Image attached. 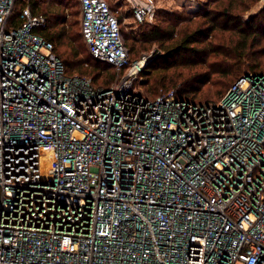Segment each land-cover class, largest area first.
<instances>
[{
	"label": "built area",
	"instance_id": "built-area-1",
	"mask_svg": "<svg viewBox=\"0 0 264 264\" xmlns=\"http://www.w3.org/2000/svg\"><path fill=\"white\" fill-rule=\"evenodd\" d=\"M17 1L0 0V264H264V74L217 103L148 99L152 59L130 62L107 0H79L90 54L118 72L95 87L30 0L10 28Z\"/></svg>",
	"mask_w": 264,
	"mask_h": 264
},
{
	"label": "trees",
	"instance_id": "trees-1",
	"mask_svg": "<svg viewBox=\"0 0 264 264\" xmlns=\"http://www.w3.org/2000/svg\"><path fill=\"white\" fill-rule=\"evenodd\" d=\"M73 1L30 0L33 14H43L49 19V27L37 32L54 44L69 77L79 74L82 78L91 77L95 87L108 89L117 78V69L92 57L82 35L81 18L79 22L72 23L66 14H59L53 15L56 17L54 19L44 8L47 2H51L58 9L67 8L70 15L78 17L81 13L79 0ZM257 1L207 0L200 3L197 12L164 10L161 16L163 21H160L157 20V11L156 19L140 23L138 31L133 29L134 25H130L133 35L123 36L129 58L133 61L139 59L154 44L159 46L161 52L139 74L135 90L151 100L158 98L162 92L176 90L180 99L217 103L247 72L264 74V12L249 20L244 19ZM109 6L122 22L125 15L120 16L119 6L116 9L110 3ZM24 7L22 1L16 2L10 28H17L23 23L21 14ZM57 25L61 26L59 30ZM79 25L80 29H76ZM121 31L123 35L122 28ZM59 48H62V52ZM128 69L124 68L122 73ZM140 79V88H147L146 92L136 86ZM207 86H212L208 95L211 93L215 97L202 98V90Z\"/></svg>",
	"mask_w": 264,
	"mask_h": 264
},
{
	"label": "rangeland",
	"instance_id": "rangeland-1",
	"mask_svg": "<svg viewBox=\"0 0 264 264\" xmlns=\"http://www.w3.org/2000/svg\"><path fill=\"white\" fill-rule=\"evenodd\" d=\"M68 1H72V0H68ZM75 2H76V0H74ZM73 1V3H75ZM109 1V3H110V5L113 7V8H117L118 7V5H119V7H118V10L120 9V7H122V11L123 12H121V10H119V13H120V16H122L123 15V13H126L127 11H131L132 10V15H130L131 17H133L134 18V20L136 21L135 22V25L134 24H129V23H133L132 21H130L129 20V18H127L128 16H126L125 14V16H124V19H123V21L121 22V28H122V30H123V36H124V38H125V36L127 35V34H132L133 32H131V30H132V27H130V25H134V27H133V29H135V31H138L139 30V25H140V23H138L137 22V19L135 18V15H134V6H133V4L130 2V0H126V1H128V3L130 4L129 6H131V9L129 8L128 10H126L123 6H124V2H126V1H123V0H108ZM119 1V2H118ZM141 2L143 1V2H146V3H148V0H140ZM154 1V12H155V15H154V18H153V20L154 19H156V13H157V11H158V14L160 15H158V17H157V20H160V21H163V18L161 17L162 16V14L164 13V10H168V11H173V10H177V9H179V10H181V9H185L187 12H197V11H199V9H200V6H201V4L200 3H206V1L207 0H153ZM44 8L45 9H47V11H49V16H52L51 18H56L55 16H53V15H63V16H65V14H66V16L68 17V20L70 21V22H79L80 21V15L77 17V16H73L72 14L70 15V11L67 9V8H60V9H58V7H57V5H53V4H51V2H47V4L44 6ZM76 11V10H75ZM159 12H161V13H159ZM264 12V4H262L261 2H260V0H258L257 1V4L249 11V12H247L246 13V15H245V17H244V19L245 20H249L250 18H252V17H254V16H256V15H259V14H262ZM76 13V12H75ZM153 20H149V22H152ZM157 23H159V21L157 22ZM60 25H57V28H58V30L60 29ZM76 29H80V25L79 26H77L76 27ZM138 29V30H137ZM137 33V32H136ZM133 35V34H132ZM86 48H87V46H86ZM59 51L60 52H62V48H59ZM160 54H161V52H160V49H159V46L157 45V44H154L152 47H151V49H150V51H148V52H145L143 55H141V57L139 58V59H136L135 61H133L131 58H130V60H131V62L132 63H136L137 61H139V60H141L142 58H144V57H148V58H150V60L152 59V62L155 60V59H157L159 56H160ZM151 62V63H152ZM126 73V72H125ZM125 73H121V75H123V74H125ZM247 73H249V72H247ZM76 75H78V74H76ZM82 76V75H81ZM75 77H80V74L78 75V76H75ZM88 77V76H87ZM117 77H118V75H117ZM139 77V76H138ZM82 78V77H81ZM87 79H91V77L90 78H87ZM142 79V78H141ZM141 79L138 81V83H137V88L140 90H142V92L144 91V92H146V89L147 88H140V85L142 84L141 83ZM116 81V80H115ZM114 81V82H115ZM114 82H112V83H114ZM111 83V84H112ZM111 84H110V86H111ZM100 85V84H99ZM232 86V84L229 86V88ZM228 88V89H229ZM214 90V89H213ZM211 92L212 91V86L210 87V88H208V86L207 87H205L203 90H202V98L203 99H206V98H210V96L211 97H215L213 94H211V93H209V95H208V92ZM215 91V90H214ZM213 93V92H212ZM207 96H209V97H207ZM216 98H218V97H216Z\"/></svg>",
	"mask_w": 264,
	"mask_h": 264
},
{
	"label": "crops",
	"instance_id": "crops-1",
	"mask_svg": "<svg viewBox=\"0 0 264 264\" xmlns=\"http://www.w3.org/2000/svg\"><path fill=\"white\" fill-rule=\"evenodd\" d=\"M120 1V0H119ZM118 1V2H119ZM123 1H126V0H123ZM130 4L128 3V1H126V2H124V8L126 9V10H128L129 8L131 9V6H129ZM119 6V5H118ZM81 10V9H80ZM119 10H121V12H123L122 10V7H120V9ZM128 13H131V15H132V10L131 11H127L126 13H123V15L125 14L126 16H128L127 18H129V20L130 21H132L133 23H129V24H134L135 25V20H134V18L133 17H131L130 15H128ZM80 17H81V13H80Z\"/></svg>",
	"mask_w": 264,
	"mask_h": 264
}]
</instances>
